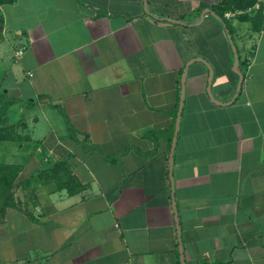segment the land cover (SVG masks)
<instances>
[{
	"label": "crops",
	"instance_id": "obj_1",
	"mask_svg": "<svg viewBox=\"0 0 264 264\" xmlns=\"http://www.w3.org/2000/svg\"><path fill=\"white\" fill-rule=\"evenodd\" d=\"M224 2L3 6L24 51L11 89L28 103L9 137L7 164L21 170L16 206L0 213V264H181L179 233L186 264H264V11L227 10L232 42L208 12ZM244 15L261 16V31ZM197 58L213 68L214 99L209 67L193 62L172 183L181 78ZM70 177L84 189L70 194Z\"/></svg>",
	"mask_w": 264,
	"mask_h": 264
},
{
	"label": "rangeland",
	"instance_id": "obj_2",
	"mask_svg": "<svg viewBox=\"0 0 264 264\" xmlns=\"http://www.w3.org/2000/svg\"><path fill=\"white\" fill-rule=\"evenodd\" d=\"M2 9L3 6H0V12L3 14ZM14 39H16V36L13 29L7 32L2 31V35L0 36V131L2 132H0V135L8 142V144L5 143L6 145L0 144V163L4 164L13 160L18 141H14L13 143L9 137L18 138V132H24L21 125L24 114L21 107L28 103L27 100L18 99L15 90L11 89L12 77L10 70L12 67L16 70L18 69V63L14 60L17 58L16 53L18 51H13V46L11 45L15 41ZM236 43L237 45L240 44L238 40H236ZM10 100H14V106H11L3 114L4 107Z\"/></svg>",
	"mask_w": 264,
	"mask_h": 264
},
{
	"label": "trees",
	"instance_id": "obj_3",
	"mask_svg": "<svg viewBox=\"0 0 264 264\" xmlns=\"http://www.w3.org/2000/svg\"><path fill=\"white\" fill-rule=\"evenodd\" d=\"M16 0H0V6H5L8 4H14ZM255 3L254 0H225L224 3H221L217 6H214L212 10L208 11L209 13H212L216 17L221 20L225 27L228 29L229 36L233 38V29L229 23V21L225 18V12L230 9L234 8H244L247 9L248 7L252 6ZM241 19L245 21H250L251 24L254 26L255 31L260 32L262 29V17H249V16H240ZM0 28L4 29V16L0 12ZM240 58V57H239ZM240 63H243V61L240 58ZM240 67V65H239ZM237 66V68L239 69ZM14 100H10L6 106L4 107L3 114L6 113V111L14 104ZM60 114L65 120L68 132L70 135L76 132L74 126L71 124L66 112L62 110L61 108H58ZM2 132V131H0ZM0 139H2L0 135ZM62 164H58V170L60 169V166ZM20 167L13 166L9 164L0 163V213L4 214L8 208L16 206V199H15V185L14 181L16 180L18 174L20 173ZM70 181H68L66 184V188L69 190V193L74 195L78 192L82 191L84 188H73L72 181L74 180L73 177L69 178ZM31 216V215H30Z\"/></svg>",
	"mask_w": 264,
	"mask_h": 264
},
{
	"label": "water",
	"instance_id": "obj_4",
	"mask_svg": "<svg viewBox=\"0 0 264 264\" xmlns=\"http://www.w3.org/2000/svg\"><path fill=\"white\" fill-rule=\"evenodd\" d=\"M144 6H145V9L147 10L148 0H145V5ZM217 19H219V18L217 17ZM167 20L169 22H172V23H181V21L176 20V19H172V18H168ZM1 35H2V29L0 28V36ZM230 39H231V37H230ZM231 41H232V39H231ZM234 51H235V58H236V61H235V64H234V70L240 75V78H241V82H240V85H239V90H240L241 87H242L244 74H242V71L237 68V66L239 64V56H238L237 50L235 48H234ZM196 61L203 62L209 67L210 77H209L208 93H209L210 97L212 99H214V96H213V93H212V90H211L213 74H214L213 68L203 58H197V59H193V60L189 61L187 63V65H186L185 69H184V73H183L182 78H181V100H180V105H179V109H178V114H177V119H176V124H175V130H174V137H173L171 151H170L169 163H170V179H171L172 183H173V180H174V178H173L174 155H175L176 145H177V141H178V135H179V132H180V127H181V122H182V115H183V110H184L185 84H186V79H187L188 67L190 66V64H192L193 62H196ZM174 207H175V203H174ZM179 238H180L179 249H180V255H181V264H186L185 263V255H184V246H183V242H182L180 233H179Z\"/></svg>",
	"mask_w": 264,
	"mask_h": 264
},
{
	"label": "built area",
	"instance_id": "obj_5",
	"mask_svg": "<svg viewBox=\"0 0 264 264\" xmlns=\"http://www.w3.org/2000/svg\"><path fill=\"white\" fill-rule=\"evenodd\" d=\"M256 10V11H264V0H255V4L252 7V10ZM227 18L231 17V13H226L225 15ZM24 51L23 50H19L16 54L17 57H21L23 55Z\"/></svg>",
	"mask_w": 264,
	"mask_h": 264
}]
</instances>
